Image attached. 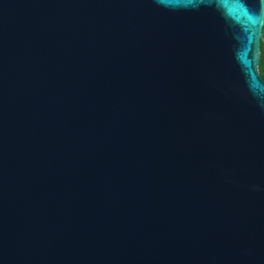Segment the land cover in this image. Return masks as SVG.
<instances>
[{
    "label": "water",
    "instance_id": "95a60500",
    "mask_svg": "<svg viewBox=\"0 0 264 264\" xmlns=\"http://www.w3.org/2000/svg\"><path fill=\"white\" fill-rule=\"evenodd\" d=\"M264 0H0V264H264Z\"/></svg>",
    "mask_w": 264,
    "mask_h": 264
},
{
    "label": "trees",
    "instance_id": "16d2710c",
    "mask_svg": "<svg viewBox=\"0 0 264 264\" xmlns=\"http://www.w3.org/2000/svg\"><path fill=\"white\" fill-rule=\"evenodd\" d=\"M258 70L264 78V24L262 27V37L260 39L259 65Z\"/></svg>",
    "mask_w": 264,
    "mask_h": 264
}]
</instances>
